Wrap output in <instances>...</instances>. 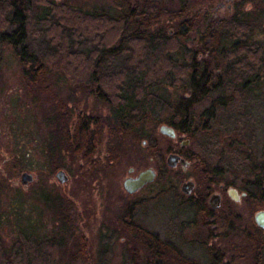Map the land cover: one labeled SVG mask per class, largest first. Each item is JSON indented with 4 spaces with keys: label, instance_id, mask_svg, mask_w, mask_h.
<instances>
[{
    "label": "rangeland",
    "instance_id": "1",
    "mask_svg": "<svg viewBox=\"0 0 264 264\" xmlns=\"http://www.w3.org/2000/svg\"><path fill=\"white\" fill-rule=\"evenodd\" d=\"M50 1L32 0V3L45 5ZM53 1L65 8L83 11L108 8L112 2L111 0ZM161 1H165L161 4L162 7L170 10H176L179 6L177 0ZM186 1L189 5H194L195 9L202 8L201 10L204 11L214 3V0ZM260 1L264 4V0ZM260 1L248 0L247 15L242 17V20L247 23L250 32L249 41H259L257 44L263 46L264 13L260 15L252 11ZM196 2L200 4L196 5ZM169 17L165 15L163 19L169 21ZM40 27L43 29L45 26L40 25ZM2 30L4 26L0 24V38ZM52 36L54 37L53 34ZM31 38L38 45L39 34L32 35ZM31 49L35 50V46L32 45ZM260 53L262 54L263 51ZM223 62L227 65L226 59ZM65 63L62 57L55 59L54 63H48L44 81L27 85L22 76L27 65L21 59V51L7 41L0 42V254L3 251L4 256L10 257L11 253L21 252L19 242H22L23 247L24 243L29 242L31 248L29 251H36L39 255L38 264H82L79 260L72 261L71 256L75 252L76 244L84 238L88 254V258L85 259L86 264H152L149 259L150 253L142 246L140 236L136 238L129 230L122 229L120 219L123 213L125 216H131V213L124 208L125 205H128V208L129 205L134 206L131 207L133 209L131 211L135 220L146 231L174 244L181 258L185 257L195 264H213L214 260L221 256L216 250L220 248L215 243L218 240L211 239L206 233L216 232L232 236L233 233L251 231L254 224L253 213L264 208V177L259 183L260 191L252 192L253 198L248 197L240 204L231 207L224 204L210 215L205 216L199 212L193 216L189 211L183 213L176 207L177 200L180 199L179 186L183 177L165 164L168 142L157 132V126L163 117L162 110L151 112V122L148 125L137 126L126 137L120 136L119 158L115 167L109 168V164L101 165L97 171L90 172L87 171L88 167L80 170L73 161L65 158L73 172L65 183L61 184L57 180L53 182L54 174L51 171L53 166L45 154L48 130L54 127L52 122L55 120V114L59 113L60 106L61 109L67 107L65 110L67 112L73 110L76 115L84 108L82 101L77 104V101L72 99L74 92L69 84L72 82L67 75V70L71 67H65ZM221 65L223 64H219ZM213 67L219 70L216 65ZM263 67L261 62L257 75L261 82L258 90L251 92V105L247 108L252 115L250 126L254 135L250 136L251 139L246 138L244 127L241 126L237 136L232 134L231 138L232 144L238 142L237 149L244 154L249 163L261 167H264ZM254 73L242 72L237 78L252 79L253 75H249ZM237 86L233 85L234 89L226 93L234 96L230 104L234 105L235 109H242L243 104H240L238 102L240 98H237L242 92ZM153 87L149 92L160 97L162 103L166 100L169 103L178 100L177 87L164 84ZM148 99L143 96L141 101L147 104ZM208 103V101L201 103V108H205ZM196 111L197 114L201 111L198 110V106ZM220 114L221 112L214 113L210 117L215 121L220 118ZM229 115V112L222 115V119L220 118L222 124L231 125ZM228 128L232 129V127ZM143 139L147 143L145 147L140 144ZM238 140L246 143L243 144ZM149 142L154 144V151L148 146ZM106 150L104 146L102 152ZM223 156L224 154H221L220 158ZM102 161L105 162L104 156ZM129 167H132L135 173L152 167L156 171V177L134 195H127L122 187V179L128 175ZM22 172L35 175V181L26 186L22 185L20 182ZM199 177L198 182L196 181L200 184L197 190L202 191L201 185H205L207 181L206 178L205 180L201 178V175ZM214 178L215 175L210 179ZM252 180V177L247 179V181ZM234 181L240 183L239 179ZM224 183H217L214 189L225 186ZM50 195L54 196V200ZM65 197L72 202L67 204V216L63 217L61 216L63 214H57V207L59 200H66ZM224 203L230 204L228 201ZM61 218H67L65 221L68 226H64L65 221ZM222 219L227 220L225 226L219 222ZM234 242L240 244L238 239H234ZM25 256L26 254L23 253V259ZM241 258L240 261L245 264L252 262L244 257ZM163 264L180 263L173 255L167 254Z\"/></svg>",
    "mask_w": 264,
    "mask_h": 264
},
{
    "label": "trees",
    "instance_id": "2",
    "mask_svg": "<svg viewBox=\"0 0 264 264\" xmlns=\"http://www.w3.org/2000/svg\"><path fill=\"white\" fill-rule=\"evenodd\" d=\"M111 1L108 8L83 11L65 8L53 0L45 5L34 4L32 0H0V24L4 26L0 42L7 41L21 51V59L27 65L22 73L27 85L44 81L48 63H54L59 57L66 61L65 67H71L67 75L72 82L73 97L78 93L83 99L89 146L100 141L101 133L106 132V125L109 135H112L114 120L120 136H123L137 128V120L144 114L174 110L180 104L178 100L162 103L160 97L149 92L157 84L207 89L195 96L196 105L199 103L202 106L201 103L206 101L212 105L204 127L206 136L198 142H205L199 144L203 153H215V157L211 161L213 170L206 174L203 172L202 177L208 178V182L223 180L233 186H246L249 192H259L264 167L249 163L237 149L238 142L232 144L230 139L232 134L237 136L241 126L246 138L251 139L250 136L254 135L250 126L252 115L247 108L251 105V92L258 90L261 82L257 75L261 62L264 66V45L257 44L259 41L256 40L249 41L247 25L238 31L229 30L228 19L214 16L209 9H195L186 0H177L179 6L176 10L162 7L165 1L161 0ZM165 15L170 16L169 21L163 19ZM40 25L45 27L42 29ZM36 32L39 34L38 45L31 38L32 35L38 36ZM32 45L35 50L31 49ZM214 65L219 70L214 69ZM242 72L255 73L249 75H253L252 79H238ZM233 85L245 90L237 97L240 98L238 102L243 104L242 109H235L230 104L234 96L226 92L234 89ZM143 96L149 98L147 104L141 101ZM79 101L77 99V104ZM196 105L191 108L188 117L180 109L177 110L183 113L184 120H188L196 112V107L199 108ZM220 112L221 119L224 113H230L231 125L222 124L220 118L212 120L210 115ZM57 116L64 118L60 113ZM92 126L94 137H91ZM75 139L72 145H81V137ZM149 147L154 151L153 143ZM88 151L87 171H96L91 165L94 161L92 151L90 148ZM221 154H224L223 158H220ZM213 175L215 178L210 179ZM249 177L253 180L247 181ZM236 179L240 180L239 184L234 181ZM67 204L65 199H60L57 214L67 216ZM199 206L196 208L198 212L205 216L211 214L207 206ZM131 210L128 212L132 215ZM122 217H126L124 213ZM219 222L224 226L227 224L225 219ZM136 225L134 222L123 224L125 230L135 234L136 238L140 236L142 246L150 253L152 264H163L167 254L173 255L180 264H195L192 260L181 258L171 242L163 241ZM64 226H68L66 221ZM254 230L259 231L255 222L250 232L238 233H252ZM24 244V247L22 242L18 244L22 253H11L10 257L4 256L1 251L0 264H38V253L29 251V242ZM230 251L232 254H247L240 248ZM23 253L26 254L24 259ZM86 257L87 245L82 238L76 244L71 260L86 264Z\"/></svg>",
    "mask_w": 264,
    "mask_h": 264
},
{
    "label": "flooded vegetation",
    "instance_id": "3",
    "mask_svg": "<svg viewBox=\"0 0 264 264\" xmlns=\"http://www.w3.org/2000/svg\"><path fill=\"white\" fill-rule=\"evenodd\" d=\"M260 1V0H255ZM246 2V3H245ZM248 0H214L213 6L209 8V11L219 18H225L229 20V24H227V29L231 30H240L246 27L247 23L242 20V17H246L247 15V4ZM256 14L262 15L264 13V4L262 1H260L259 5H256L253 10ZM184 27V26H182ZM72 85V83H69ZM72 90V88H71ZM176 90L179 92L178 101L180 102L177 107L170 112V110L165 109L163 111V117L162 120H160V123L157 126V132L161 137L166 138L168 145L166 147V156H165V164H166V157L169 154H174L179 157V160H177L174 167H169L166 164V167L172 170H176L177 173L182 176L183 180L180 183L179 190L180 199L183 200H177L176 207L181 210L183 213H187L186 211H189V213H192V215L198 214V210L196 209L199 205H205L207 206L208 210L212 213L214 211H218L223 205L228 206H234L238 205L243 200H246L248 197L253 198L252 191L246 190V186H233L230 184H226L225 186L214 189L217 186V183L223 182V180H217V181H210L208 182V178H203L207 183L205 185H201L202 191H198V186L200 184L196 183L198 182V178L203 172L206 174L208 171H212L214 168V164H212V160L215 157V153L212 154H205L201 151V146L199 144H202V142H198L200 139L204 138L206 134H204V127L206 126V118L208 117L209 109L212 105L208 103V105L204 108H201V105H199L198 110H201L198 114L197 111L193 114L191 119H186L182 117V112H178L177 109H180V111H183L187 114V117L190 113L191 108L196 105L197 101L196 95L201 94L203 92H206L207 89H197V88H191V87H177ZM240 92L244 93L245 90H241ZM247 93V92H246ZM74 94H72V99L77 101L79 99L80 101H83L81 94L73 97ZM182 100V101H181ZM74 101V102H75ZM167 104V100L165 101ZM209 102V101H208ZM172 103V102H171ZM67 107H64L63 109H60V116L63 115L64 118H59L57 114H55V120H53V128L52 130H48L47 134V159L49 163L53 166L52 172L54 176H52V181L55 182L57 180L59 183H65L70 178V173L73 172V170L70 168V165L65 161V158L70 159L73 161V163L79 167L80 170L86 169V160L89 156V148L91 153V157L94 160L92 165V169L95 168L96 171L98 168H100L101 165H107L109 164L110 167H115L118 163L119 158V143H120V134L117 130L116 120H114V128L112 135H109L107 125L105 127V131L101 133L100 135V141L97 142V144H92L89 146L87 143V136H88V124H87V118H86V111L80 109L78 115L74 113L73 110H69L68 112L65 111ZM193 109V108H192ZM64 111V112H63ZM151 122V116L150 114H144L142 118L137 120V126H145L148 125ZM112 124V122L110 123ZM124 124H127L124 122ZM166 126L172 129L171 135H165L161 134L159 132L160 126ZM92 134L91 137H94L95 129L92 126ZM1 134V131H0ZM129 135L128 133L124 134L122 137H126ZM76 137H81V145H72L73 142L76 141ZM218 139V138H217ZM231 141V139H230ZM205 143V142H204ZM140 144L142 146H146V140L143 139L140 141ZM151 143L149 142V145ZM107 148L106 152H102V148L104 146ZM148 145V146H149ZM96 148V149H95ZM95 149V151H93ZM100 155H103L105 158V162L102 161V157ZM261 167V166H260ZM153 169L152 167L145 168L142 171H145L147 169ZM155 172L156 177V171ZM59 171H62L64 173V176L66 177L64 182H60L57 178V173ZM135 173L134 169L132 167H129L127 169V176H125L122 179V183L125 178L127 177H135L140 172ZM24 173V172H22ZM21 173V174H22ZM135 173V174H134ZM29 174V173H28ZM31 175V174H30ZM32 180L26 184H22L24 186L30 184L31 182L35 181L36 176L31 175ZM154 177V179H155ZM153 179V180H154ZM192 182V190L189 194H186L182 192L181 186L185 182ZM151 183V182H150ZM149 183L142 186L140 189H138L136 192L133 193H127L124 188V192L127 195H134L138 191L142 190V188L146 187ZM123 187V185H122ZM171 189V188H169ZM50 194V193H49ZM213 194L219 195V206L217 208H212L209 204V199ZM54 196L50 195V198L54 200ZM66 202L70 204L72 201L68 200L67 197ZM229 202L230 204H226L224 202ZM126 206V207H125ZM124 208L128 211L129 209H132L133 205H129L130 208L125 205ZM200 207V206H199ZM133 210V209H132ZM264 210V208L258 209L257 211ZM253 213V221H254V214ZM197 218V217H196ZM198 219V218H197ZM120 222L122 224V229L124 228L123 224H129L131 222H134L138 225L136 227L143 228L146 230L141 224L137 223L135 220V216H126L122 217L120 219ZM119 222V223H120ZM258 227V226H257ZM121 228V227H120ZM259 231L252 232V233H233V235L227 236L223 233H206L208 237L211 239L217 241L215 242L217 246H220V248H217L216 250L220 253V258H217V251H216V260H214L215 264H245L244 262L240 261L242 259L241 257H244L247 260L252 261L256 264H264V230L260 227ZM207 238V237H206ZM234 239L240 240V244L238 242H234ZM200 245V244H198ZM239 248L244 251L247 254H232L231 249L233 250H239ZM211 251V250H210ZM244 255V256H243ZM251 262V263H252ZM197 264V263H196Z\"/></svg>",
    "mask_w": 264,
    "mask_h": 264
},
{
    "label": "water",
    "instance_id": "4",
    "mask_svg": "<svg viewBox=\"0 0 264 264\" xmlns=\"http://www.w3.org/2000/svg\"><path fill=\"white\" fill-rule=\"evenodd\" d=\"M159 132L161 134L171 135L172 129L162 125L159 127ZM177 160H179V157L177 155L169 154L166 157V164L169 167H174ZM56 176L60 182H64L66 179V177L64 176V173L62 171H59ZM154 177H155L154 170L149 168L145 171L140 172L135 177L125 178L122 185H123L124 190L127 193H133V192H136L138 189H140L145 184L152 182ZM31 180H32L31 175L26 173V172H24L20 175V182L22 184H26V183L30 182ZM192 186H193L192 182H190V181L185 182L182 184L181 190H182V192L189 194L192 190ZM209 204L212 208H217L219 206V195L213 194L209 199ZM254 222L258 227H260L261 229L264 230V210H260V211L255 212Z\"/></svg>",
    "mask_w": 264,
    "mask_h": 264
}]
</instances>
